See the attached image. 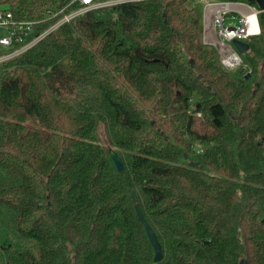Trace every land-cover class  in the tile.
<instances>
[{
	"label": "trees",
	"instance_id": "1",
	"mask_svg": "<svg viewBox=\"0 0 264 264\" xmlns=\"http://www.w3.org/2000/svg\"><path fill=\"white\" fill-rule=\"evenodd\" d=\"M188 1L89 10L0 63V264H264V11L228 71ZM70 2L0 8L25 44Z\"/></svg>",
	"mask_w": 264,
	"mask_h": 264
},
{
	"label": "built area",
	"instance_id": "2",
	"mask_svg": "<svg viewBox=\"0 0 264 264\" xmlns=\"http://www.w3.org/2000/svg\"><path fill=\"white\" fill-rule=\"evenodd\" d=\"M131 1L139 0H71L70 3L78 2L81 8L63 14L61 19L48 31L41 33L31 41L25 42V44L23 42L32 33L35 22L15 19L10 11L0 8V63L26 51L37 41L41 40L49 31L64 23H68L77 15H81L89 10ZM206 6L213 9L212 24L218 38L214 43V48L219 55L220 63L228 71L235 70L242 65V61L238 52L232 47L231 41L237 39L245 42L248 38L259 34L256 16L258 11L256 8L244 4L247 12L240 14L238 19L239 24L225 26L224 21L225 15H227V6L224 3H214L213 1L207 2ZM62 12L63 10L59 13ZM16 46H19V48H16Z\"/></svg>",
	"mask_w": 264,
	"mask_h": 264
},
{
	"label": "water",
	"instance_id": "3",
	"mask_svg": "<svg viewBox=\"0 0 264 264\" xmlns=\"http://www.w3.org/2000/svg\"><path fill=\"white\" fill-rule=\"evenodd\" d=\"M255 2L258 10L260 11H264V0H252ZM232 47L238 52V54H243L245 52L248 51L249 47L248 44L246 42L234 39L231 41ZM248 77V74L246 75ZM110 158L112 160V162L114 163L116 169L118 171L122 170V162L119 158V156L117 155V153H115L114 151H110ZM264 172V169H263ZM132 196V201L135 204L134 209H135V214L137 219L140 221V223L142 224L145 233L147 235V238L153 248L154 251V261H160L162 258V251H161V246L156 238V235L154 234V232L152 231V229L150 228V226L148 225V223L145 221L141 210L139 208V206L136 204L137 203V198L135 196L134 193L131 194ZM239 264H247L245 261H241Z\"/></svg>",
	"mask_w": 264,
	"mask_h": 264
},
{
	"label": "crops",
	"instance_id": "4",
	"mask_svg": "<svg viewBox=\"0 0 264 264\" xmlns=\"http://www.w3.org/2000/svg\"><path fill=\"white\" fill-rule=\"evenodd\" d=\"M214 2V0H191L188 1V7L196 8L200 13V20L202 24V41L204 44L214 47V43L218 40L215 30L212 24L213 9L206 6L207 2ZM205 2V3H204ZM219 3V2H217ZM227 6V13L234 12L238 16L242 13H246L247 9L243 3H224Z\"/></svg>",
	"mask_w": 264,
	"mask_h": 264
},
{
	"label": "rangeland",
	"instance_id": "5",
	"mask_svg": "<svg viewBox=\"0 0 264 264\" xmlns=\"http://www.w3.org/2000/svg\"><path fill=\"white\" fill-rule=\"evenodd\" d=\"M256 10L258 11V9ZM238 19H239V16L237 15V13H234V12L227 13V15H225L224 25L225 26L226 25L227 26L228 25H231V26L238 25L239 24Z\"/></svg>",
	"mask_w": 264,
	"mask_h": 264
}]
</instances>
